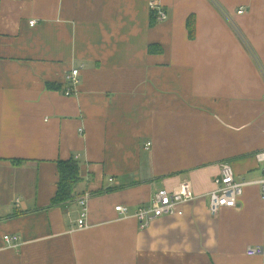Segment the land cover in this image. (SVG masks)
Returning <instances> with one entry per match:
<instances>
[{"label":"crops","instance_id":"crops-1","mask_svg":"<svg viewBox=\"0 0 264 264\" xmlns=\"http://www.w3.org/2000/svg\"><path fill=\"white\" fill-rule=\"evenodd\" d=\"M262 150L264 0H0V264H264L247 255L260 187L216 218L206 196L222 164L262 179ZM68 160L81 182L56 205ZM186 180L199 199L181 217L142 229L115 211Z\"/></svg>","mask_w":264,"mask_h":264},{"label":"built area","instance_id":"built-area-1","mask_svg":"<svg viewBox=\"0 0 264 264\" xmlns=\"http://www.w3.org/2000/svg\"><path fill=\"white\" fill-rule=\"evenodd\" d=\"M150 8L154 12L156 18L160 22L168 19V14L156 1L150 3ZM245 11L241 9L238 14H243ZM32 26L36 24L35 21L30 23ZM80 69L73 70L68 76L70 86L76 89L79 80ZM68 91V95H71ZM150 146V144H148ZM257 162L262 166L263 178L256 182H241L236 179V173L230 164H222L220 175L214 179V188L206 195L209 199V212L213 217H218L225 209L237 208L240 204V199L243 196L245 187L256 185L261 189L262 199L264 200V150L257 153ZM113 181V180H111ZM91 193H85L80 199L79 204L82 208L78 226L80 229L88 228L87 223L89 218V201L91 200ZM199 197L196 195L194 186L190 181H183L173 189H161L157 191L151 201L138 208L135 213L126 206H117L115 211L119 214L120 219H127L135 217L140 223L142 229L149 228L155 221L164 217H181L184 215V205L194 202ZM5 243L10 248H18L20 246L21 237L19 236H5ZM247 255L250 257L263 256L264 245L257 247H249Z\"/></svg>","mask_w":264,"mask_h":264},{"label":"trees","instance_id":"trees-1","mask_svg":"<svg viewBox=\"0 0 264 264\" xmlns=\"http://www.w3.org/2000/svg\"><path fill=\"white\" fill-rule=\"evenodd\" d=\"M193 24V21H189L188 23L191 36L194 34ZM58 168L60 182L58 193L54 200V204L56 205L71 201L74 197L76 186L81 182V169L75 160L61 161L59 162Z\"/></svg>","mask_w":264,"mask_h":264}]
</instances>
